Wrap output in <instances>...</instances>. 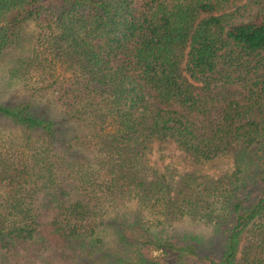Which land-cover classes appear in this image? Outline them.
Listing matches in <instances>:
<instances>
[{
    "label": "trees",
    "instance_id": "obj_1",
    "mask_svg": "<svg viewBox=\"0 0 264 264\" xmlns=\"http://www.w3.org/2000/svg\"><path fill=\"white\" fill-rule=\"evenodd\" d=\"M10 48L58 114L0 97V264H264V0H0Z\"/></svg>",
    "mask_w": 264,
    "mask_h": 264
},
{
    "label": "rangeland",
    "instance_id": "obj_2",
    "mask_svg": "<svg viewBox=\"0 0 264 264\" xmlns=\"http://www.w3.org/2000/svg\"><path fill=\"white\" fill-rule=\"evenodd\" d=\"M32 26L31 23L26 24V29H30ZM26 44V42H24ZM16 51L14 48H10L6 50L4 53L0 55V97L3 96L6 98H11L12 100H16L17 98H27L33 101L34 107L39 112H44L51 116H57L58 111L56 106L51 105L48 102L46 97L42 96H35L34 93H31V78L28 80L27 85H14V86H7L5 81L4 71L8 64L9 56ZM55 73L58 75H66L68 72L65 70L64 65L57 64L55 67ZM3 95V96H2ZM10 127V126H7ZM15 130V128H14ZM17 133V131H16ZM180 151L174 147L172 143L169 142H154L151 146V157L156 160V165L161 169V167L165 163H169L175 169V173L177 171L180 172L182 163L180 160ZM230 162L226 160L221 161H211L206 165V171L210 174H215L221 169L228 167ZM172 230L181 233L182 231H191L192 233L202 234L204 238L213 239L216 237L221 239L219 232L214 234V230L212 231L211 223L204 224L202 220H198L196 218H190L187 215L179 217L172 221ZM243 242V237L241 238ZM210 241V240H209ZM216 240H213V243L216 244ZM197 262V261H196ZM198 263V262H197ZM196 263V264H197ZM201 264V263H200Z\"/></svg>",
    "mask_w": 264,
    "mask_h": 264
}]
</instances>
